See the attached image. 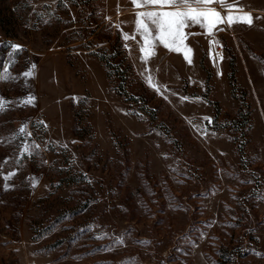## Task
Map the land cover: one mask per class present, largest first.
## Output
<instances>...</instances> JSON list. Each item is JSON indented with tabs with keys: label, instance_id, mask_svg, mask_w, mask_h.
I'll return each instance as SVG.
<instances>
[{
	"label": "rangeland",
	"instance_id": "374dc122",
	"mask_svg": "<svg viewBox=\"0 0 264 264\" xmlns=\"http://www.w3.org/2000/svg\"><path fill=\"white\" fill-rule=\"evenodd\" d=\"M225 3L219 73L199 26L142 59L151 6L0 0V264H264V0Z\"/></svg>",
	"mask_w": 264,
	"mask_h": 264
},
{
	"label": "snow or ice",
	"instance_id": "6c2138e0",
	"mask_svg": "<svg viewBox=\"0 0 264 264\" xmlns=\"http://www.w3.org/2000/svg\"><path fill=\"white\" fill-rule=\"evenodd\" d=\"M131 2L137 7H145L151 6L152 10L149 11H139L136 13V32L139 33L143 40L144 44L141 46L140 51L144 53L142 59L147 57H152L156 55L154 49L161 45L169 51L181 52L184 55L185 61L191 65L192 64V49L186 43L187 39L190 35H194L195 33L186 32V29H189L194 26H199L201 29L205 30L206 34L212 39L210 40V45L218 44L219 41L215 39L214 29H216L217 25L227 24L231 27L235 23H245L249 26L253 24L252 14L250 12H246L243 8H238V14H232L229 11L228 15L222 17L220 13L214 8L210 7L215 3H219L224 5L227 9H233L232 4H226L225 0H131ZM259 19V17H257ZM151 26V27H150ZM116 28H120V25H115ZM218 30H223L220 28ZM155 33V34H153ZM130 37L129 34L124 33L123 39L127 40ZM125 48L128 47L127 44L124 45ZM12 51L9 52V57H15L18 55L20 51L23 50L21 45L11 44L10 45ZM216 56L219 60H223V57L216 53ZM254 59H258L254 57ZM14 64V59H13ZM36 65L33 64L31 69L22 73L24 77H32L34 75V70ZM15 79L8 72V68L5 67L0 70V81ZM148 83L150 86L155 87L152 84L151 77L148 78ZM159 91V89H156ZM34 97L31 95L22 101L25 105H31L34 102ZM182 100H188V97H182ZM6 102L0 97V113L5 110ZM205 120L211 123V118L205 117ZM27 128V124L21 127L18 131L19 134H24L25 129ZM30 136L31 134L28 133ZM74 143V142H73ZM66 148L67 146L64 145ZM40 145L25 143L23 145V151L21 155L23 156L25 153L31 157L34 154H39ZM19 163V161H17ZM15 173H10L4 177V179L10 180ZM32 187H36L37 181L34 177L30 178ZM90 182V181H89ZM10 186L5 183L4 190H9ZM103 238V237H97ZM120 242V239H117V243ZM107 250V249H105ZM257 256H260L261 253H255Z\"/></svg>",
	"mask_w": 264,
	"mask_h": 264
},
{
	"label": "built area",
	"instance_id": "2783aa9c",
	"mask_svg": "<svg viewBox=\"0 0 264 264\" xmlns=\"http://www.w3.org/2000/svg\"><path fill=\"white\" fill-rule=\"evenodd\" d=\"M212 38L209 39V53H210V56L211 58L214 60V63H215V67L217 68V71L219 73H221V65H220V61L219 58L216 56V53H219L221 56L223 55V45L221 43V41L215 37V39L217 41H219L218 44H215V45H210V40Z\"/></svg>",
	"mask_w": 264,
	"mask_h": 264
},
{
	"label": "trees",
	"instance_id": "16d2710c",
	"mask_svg": "<svg viewBox=\"0 0 264 264\" xmlns=\"http://www.w3.org/2000/svg\"><path fill=\"white\" fill-rule=\"evenodd\" d=\"M106 62H107V65L110 66V62H109V59L106 57Z\"/></svg>",
	"mask_w": 264,
	"mask_h": 264
}]
</instances>
